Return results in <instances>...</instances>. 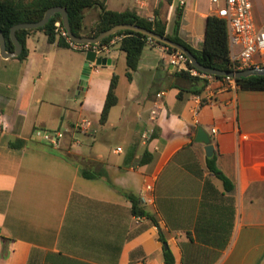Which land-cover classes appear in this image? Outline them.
Listing matches in <instances>:
<instances>
[{
	"label": "crops",
	"instance_id": "crops-1",
	"mask_svg": "<svg viewBox=\"0 0 264 264\" xmlns=\"http://www.w3.org/2000/svg\"><path fill=\"white\" fill-rule=\"evenodd\" d=\"M252 1L264 30V0ZM211 9L208 0H189L183 10L181 37L194 48ZM88 12L99 19V9H86L84 23ZM26 44L25 59L0 55V264H168L166 250L173 264H264V91L212 80L199 98L179 99L176 70L153 43L128 103L116 109L118 96L101 124L126 54L117 47L110 65L92 63L85 73L87 54L50 43L43 31ZM84 119L96 133L75 129ZM200 127L234 190L209 169ZM38 128L63 130L62 146L36 139ZM146 183L151 203L141 195ZM126 193L151 217L137 220Z\"/></svg>",
	"mask_w": 264,
	"mask_h": 264
},
{
	"label": "trees",
	"instance_id": "trees-1",
	"mask_svg": "<svg viewBox=\"0 0 264 264\" xmlns=\"http://www.w3.org/2000/svg\"><path fill=\"white\" fill-rule=\"evenodd\" d=\"M173 0H166V4H172ZM163 4L160 3V7ZM61 6L67 9L72 31L79 37H96L101 32L120 24H134L151 30L159 35L166 36L177 42L196 57L198 62L210 69L221 71H238L235 67L229 45L228 23L215 15H209L205 26V39L200 49L194 48L189 42L181 37L182 13L177 10L173 25L168 28L167 21L162 17L159 9L153 12V19L140 16L133 7L123 11L110 9L106 0H0V30L7 39V50L14 51L15 46L11 40V28L20 23L38 22L43 19L46 11L51 7ZM90 8L100 10L97 23L88 31L84 26V11ZM60 22L63 26L62 16L57 13L52 17L47 25L37 29H21L17 32L18 39L23 45V51L18 57L25 59L28 56L26 37L34 32L43 31L50 43L57 42L59 46L71 47L66 40L59 36L56 31V23ZM125 35L120 41L118 48L126 54L127 72L126 76L132 81L134 73L137 71L142 54L146 46L153 44L161 45L174 50L146 35L138 32L126 30L119 31L114 35L105 38L100 45L107 44L113 37ZM189 68H194L188 61ZM199 73H201L199 71ZM214 80H224V76H212ZM174 86L179 89L178 98L182 99L186 93L202 95L210 85V81L204 77L191 75L187 71H176L173 73ZM120 83L119 75L114 72L111 78L106 101L101 113L100 123L105 124L108 120L111 109L118 104L117 89ZM237 85L243 90L264 91V75H255L246 78L236 79ZM22 141L11 143L12 147L23 145ZM209 169L223 182L227 191L234 190V184L218 169L215 157L208 159ZM86 178H95L88 172L82 170ZM126 197L132 202V213L136 217H151L143 208L141 201L133 194L126 193ZM165 262L174 263V258L169 250L165 251Z\"/></svg>",
	"mask_w": 264,
	"mask_h": 264
},
{
	"label": "built area",
	"instance_id": "built-area-1",
	"mask_svg": "<svg viewBox=\"0 0 264 264\" xmlns=\"http://www.w3.org/2000/svg\"><path fill=\"white\" fill-rule=\"evenodd\" d=\"M189 0H173L169 5V13L177 10H184L188 5ZM211 9V15H215L224 19L228 23L229 45L231 50L232 61L238 70L259 68L264 66V30L261 29L255 19L254 5L252 0H208ZM153 0H134L133 9L137 13L149 19H153V12H149ZM56 31L59 36L63 37L71 49L88 53L95 52L96 57L107 58L112 51L119 46L120 41L125 35H117L113 37L107 44H77L68 35L64 26L60 22L56 23ZM154 43V42H152ZM169 58L170 65L176 71H187L191 75L200 76L208 79L210 82L214 80L212 75L199 73L196 68H189L188 57L179 50H169L164 47ZM257 56L260 57L258 60ZM96 65L95 63H93ZM98 66V65H96ZM223 87L228 88L231 85L238 86L236 79L225 77ZM162 93L158 94L161 97ZM199 98V95H198ZM156 114V111H153ZM75 129L83 133H96L93 123L89 120H82L76 124ZM212 134H217L216 129L212 130ZM34 136L36 139L51 145L53 148H60L65 139V132L63 130H44L35 129ZM120 150V148H119ZM153 183H146L141 195L146 203L153 201ZM137 220L142 217H136Z\"/></svg>",
	"mask_w": 264,
	"mask_h": 264
},
{
	"label": "water",
	"instance_id": "water-1",
	"mask_svg": "<svg viewBox=\"0 0 264 264\" xmlns=\"http://www.w3.org/2000/svg\"><path fill=\"white\" fill-rule=\"evenodd\" d=\"M57 13L61 14L63 26L65 30L67 31L69 37L77 44H99L105 38L110 37L119 31L130 30V31H134V32H138L143 35H146L166 46L172 47L175 50H179L183 52L188 57L192 66L202 73L212 75V76H224V77L229 76L234 79H241V78H246V77L255 76V75H264V66L259 67V68H249V69H243V70H238V71H221V70L210 69L200 64L198 60L196 59V57L192 54V52L188 50L186 47H184L183 45L172 41L166 36L159 35L151 30H148L146 28H143V27H140L134 24L115 25L112 28L101 32L96 37H86V36L79 37L75 35L72 31L67 9L61 6H55V7H51L50 9H48L43 19L38 22L20 23V24L13 26L11 28L10 36L15 46L14 51L7 50V39L5 35L3 34V32L0 30V55L1 57L4 59H9L12 57H19L23 51V45L18 39L17 32L21 29H37V28L44 27L45 25L49 23L50 19L54 17ZM92 63H95L98 66L105 67L111 64V60L108 58L96 57L95 52H88L85 73L91 70L90 64ZM197 135L198 137L196 141L204 143L206 145L207 155L209 157H212L214 154V145L212 144V138L210 137V135L206 131H204V129L201 127L198 129Z\"/></svg>",
	"mask_w": 264,
	"mask_h": 264
},
{
	"label": "rangeland",
	"instance_id": "rangeland-1",
	"mask_svg": "<svg viewBox=\"0 0 264 264\" xmlns=\"http://www.w3.org/2000/svg\"><path fill=\"white\" fill-rule=\"evenodd\" d=\"M133 2L134 0H107L108 7L110 9L119 10V11L123 10L125 7L131 8V6L133 5ZM160 3L163 4L161 7H160ZM155 9L160 10V12L162 13V17L168 23V28H171V26L173 25L174 17H175V12H173L172 17L169 20V5L166 4V0H153L149 12H154ZM94 18L96 17L92 18V15L89 12L87 13V20L84 23L86 31L90 30L97 23V21ZM73 51H76V50H73ZM115 71L121 78V82L119 84V89H118V96L121 100V104L120 106H118V108H116L119 110L122 105L128 103L129 97L132 96V85L126 76L127 63H126L124 54L120 55V58L117 61V67ZM66 73L69 74V71H66ZM115 115H117V113ZM115 115H114V119L116 120L117 116ZM92 118L97 119L98 117L93 116Z\"/></svg>",
	"mask_w": 264,
	"mask_h": 264
}]
</instances>
